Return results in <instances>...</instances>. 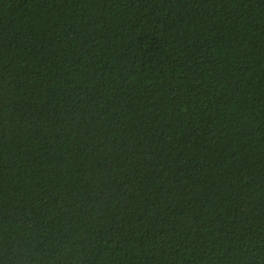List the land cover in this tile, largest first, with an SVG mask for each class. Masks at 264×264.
Segmentation results:
<instances>
[{
  "label": "trees",
  "instance_id": "16d2710c",
  "mask_svg": "<svg viewBox=\"0 0 264 264\" xmlns=\"http://www.w3.org/2000/svg\"><path fill=\"white\" fill-rule=\"evenodd\" d=\"M0 264H264V0H0Z\"/></svg>",
  "mask_w": 264,
  "mask_h": 264
}]
</instances>
